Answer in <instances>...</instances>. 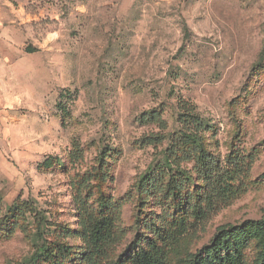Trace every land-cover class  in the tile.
<instances>
[{
    "label": "rangeland",
    "instance_id": "obj_1",
    "mask_svg": "<svg viewBox=\"0 0 264 264\" xmlns=\"http://www.w3.org/2000/svg\"><path fill=\"white\" fill-rule=\"evenodd\" d=\"M180 98L210 124L207 149L251 155L256 180L210 219L200 246L264 208V0H0V264H26L36 248L31 216L11 232L8 207L29 200L77 229L70 181L104 154L99 192L122 200L116 251L127 249L147 210L126 195L153 152L138 116L162 106L172 126Z\"/></svg>",
    "mask_w": 264,
    "mask_h": 264
},
{
    "label": "trees",
    "instance_id": "obj_2",
    "mask_svg": "<svg viewBox=\"0 0 264 264\" xmlns=\"http://www.w3.org/2000/svg\"><path fill=\"white\" fill-rule=\"evenodd\" d=\"M163 112L158 106L138 116L141 125L152 126L140 144L153 152L134 193L126 195L147 210L138 217L141 231L128 248L116 251L126 238L122 200L99 192L108 177L104 154L96 167L70 181L77 229L50 221L29 200L8 207L11 232L26 231L31 216L36 248L26 264H264V208L258 218L218 225L196 246L210 219L256 183L250 180L252 156L235 149L223 158L210 152L204 139L210 124L188 99L177 100L172 126ZM44 165L54 162L47 158ZM257 180L264 182V171ZM72 237L80 244L70 245Z\"/></svg>",
    "mask_w": 264,
    "mask_h": 264
}]
</instances>
